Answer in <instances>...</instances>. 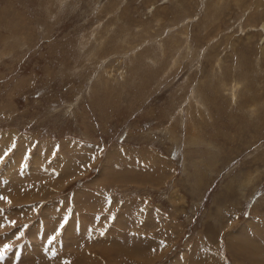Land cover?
I'll list each match as a JSON object with an SVG mask.
<instances>
[{
    "label": "rangeland",
    "instance_id": "rangeland-1",
    "mask_svg": "<svg viewBox=\"0 0 264 264\" xmlns=\"http://www.w3.org/2000/svg\"><path fill=\"white\" fill-rule=\"evenodd\" d=\"M0 156V264H264V0H0Z\"/></svg>",
    "mask_w": 264,
    "mask_h": 264
},
{
    "label": "snow or ice",
    "instance_id": "snow-or-ice-1",
    "mask_svg": "<svg viewBox=\"0 0 264 264\" xmlns=\"http://www.w3.org/2000/svg\"><path fill=\"white\" fill-rule=\"evenodd\" d=\"M4 155L6 156L7 153H5ZM93 159H94V157H93ZM0 163H3V157H2V156H0ZM0 199H3V197H0ZM9 202H10V201H9ZM112 218L114 219V217H112ZM67 222H68V217H65V219H64V223L60 224V229H63V228H64V225H65ZM11 223L14 224L15 221H12ZM25 227H27V225H25ZM20 235L22 236V235H23V232H21ZM55 239H56V236H55V235L49 237V238H48V242H49V244H51L52 241L55 240ZM12 247H13V246H12L11 244H6V245L4 246V249L0 250V259H3L4 256L6 255L7 251H8V250H11Z\"/></svg>",
    "mask_w": 264,
    "mask_h": 264
}]
</instances>
